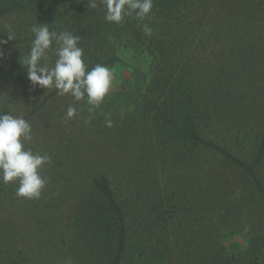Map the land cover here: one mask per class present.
I'll return each instance as SVG.
<instances>
[{
	"label": "trees",
	"instance_id": "trees-1",
	"mask_svg": "<svg viewBox=\"0 0 264 264\" xmlns=\"http://www.w3.org/2000/svg\"><path fill=\"white\" fill-rule=\"evenodd\" d=\"M46 1L0 0V19L23 10L50 23L57 2ZM95 2L91 8L90 0L73 1L48 27L80 38L88 70L119 63L115 44L151 56V79L134 111L92 115L101 116L99 136L119 139L123 157L105 160L104 148L93 149L77 131L47 143L32 128L26 146L50 156L39 170L47 183L39 198L29 199L17 196L18 180L0 179V264L25 263L22 227L58 257L70 255L71 264H264V0H153L143 20L133 13L120 23L107 22L105 5ZM48 55L54 66L56 56ZM9 61L0 72L27 91L33 86L27 66ZM69 95L55 90L32 115ZM88 151L95 158H86ZM203 155L246 176L251 199L236 198ZM254 207L261 215L245 225L248 248L228 251L224 233Z\"/></svg>",
	"mask_w": 264,
	"mask_h": 264
},
{
	"label": "rangeland",
	"instance_id": "rangeland-1",
	"mask_svg": "<svg viewBox=\"0 0 264 264\" xmlns=\"http://www.w3.org/2000/svg\"><path fill=\"white\" fill-rule=\"evenodd\" d=\"M54 1L57 2L56 9L50 12L48 16L54 17L55 19L50 23L46 22L48 25L63 19L64 9L67 7L69 9L73 1H77L76 6L78 3L86 2V0ZM35 2L47 3L46 0H35ZM33 5L26 4L29 10L32 9ZM40 24L41 22L33 20L32 16L23 10L16 15L0 19V40L7 41L4 44H0V67L9 60H11L9 61L10 64L15 63L17 66L18 64L25 66L23 62L30 52L32 40L34 39L31 28L34 25ZM27 31L31 32L33 36L27 35ZM236 32V29L229 30L226 32L225 39L228 40ZM9 34L14 39L9 40ZM52 46H55V42H53ZM114 48H116V55L120 61L115 66L110 67L115 77L113 86L100 106L93 111H90L93 106L88 104L86 95L84 99L76 102L69 95L66 98L61 97L58 101L53 102L52 109L32 115L34 109L46 97L55 92L56 89L54 87L45 89L36 85L28 87V90L24 91L23 89H19L18 85L13 83L12 80H9L6 71H4L0 72V112L10 114L11 111L15 116H22L25 119L28 118L27 121L31 124V127L39 129L43 134V137L38 139L40 141L47 143L57 142L60 139V135H65V138L62 139L67 140V138L72 136V131H77L80 138L91 140L93 149H96L98 144L104 148L105 152L102 156L105 160L120 159L123 157V153L120 152L119 146H121V143L119 139L110 134L107 136L104 135L103 137L99 136L96 127L103 125V123L101 125L97 124L101 116L99 118H93L92 115L95 110L97 113L102 112L103 114H107L106 116L114 115L116 117L120 114L124 115L133 112L135 109L134 101L140 96L143 87L151 79L152 58L148 52L136 51L131 47L115 44ZM48 60H53V58L49 56ZM69 106L76 108V115L71 119L66 117ZM108 119L110 118L105 117L102 120L105 122ZM95 155L94 152L88 151L86 158H95ZM202 158L211 164L212 169L217 170L216 173L222 175L220 176L222 179L231 182L233 185V194H235L236 198H240L246 202L247 197L251 199V191L246 176L234 172L231 168H227L225 166L226 163L223 164L224 162L222 160L223 163L219 159L213 158L212 155H203ZM246 210L248 214H244V219H236L237 223L240 224L236 227L234 226L235 229L233 232L226 231L224 233L223 244L230 252H241L248 248L251 232L249 227H245V225L250 226L259 221L261 215L260 209L254 207ZM17 212H14V221H18ZM243 226L245 228L241 229ZM21 232L22 239L25 238V243L22 245L25 252L22 257L26 258L24 264H28L27 259L30 261L33 260L31 264H71L73 258L70 255L61 258L48 251L44 240L37 238L34 230L29 231L25 227H22Z\"/></svg>",
	"mask_w": 264,
	"mask_h": 264
},
{
	"label": "clouds",
	"instance_id": "clouds-1",
	"mask_svg": "<svg viewBox=\"0 0 264 264\" xmlns=\"http://www.w3.org/2000/svg\"><path fill=\"white\" fill-rule=\"evenodd\" d=\"M101 3L106 8L105 20L115 23L122 22L125 16L133 13L143 20L153 7V0H101ZM88 6L95 8L97 4L95 0H90ZM143 31L149 36L152 33L147 25L143 26ZM31 32L34 39L23 62L31 84L45 89L54 87L58 95L70 94L76 101L86 95L88 104L93 106L90 111L99 107L113 86V71L101 64L88 70L83 49L78 46L80 38L71 32L51 31L47 23L34 25ZM8 39L14 37L9 34ZM6 42L0 40V44ZM53 42L57 47H52ZM50 50L56 56L51 67L46 63ZM75 115L76 108L69 106L66 117L71 119ZM107 126H112L110 119ZM31 140L32 127L25 118L15 116L11 111L10 114L0 112V179L4 183L18 180L17 196L29 199L40 197L47 180L39 174V170L51 163L50 156L35 154L26 146Z\"/></svg>",
	"mask_w": 264,
	"mask_h": 264
}]
</instances>
